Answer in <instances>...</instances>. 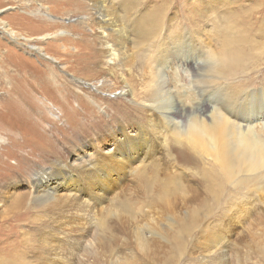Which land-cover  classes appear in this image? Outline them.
<instances>
[{"label": "rangeland", "instance_id": "374dc122", "mask_svg": "<svg viewBox=\"0 0 264 264\" xmlns=\"http://www.w3.org/2000/svg\"><path fill=\"white\" fill-rule=\"evenodd\" d=\"M80 1L83 3L82 6L86 4L85 9L76 11L70 3L69 5L59 0H0V127H4L0 131V150L3 152L1 160L6 159L12 168L16 159L11 154L21 143L19 141L12 143L10 137L14 135L15 130L21 133V127L25 134L28 127L32 126L36 135L31 132L30 136H33L37 144H47L57 152L65 150L64 157L60 158L63 161L67 159V162L71 163L77 156H91L93 145L112 150L113 140L117 136L106 135L99 131L91 133L87 138L82 137L79 132L90 131L89 127L100 119H102L99 121L100 126L110 131L114 127V122L108 123L109 119L114 115L119 117L118 114L122 113L121 106L125 105L131 115L132 112L139 110L140 106L130 101L131 98L123 87L125 81L134 89H139L142 85L138 81L132 77L129 79L128 76L125 79L122 78L123 76L114 79L99 68L103 65L101 61L97 63V68L89 69L85 58H76L68 53L81 47L79 42L76 45L74 42L83 36L82 31L85 34L82 44L96 34L93 12L87 6V0ZM203 1L205 0H142V2L136 0L139 9L143 6L145 9H150L165 2L169 7L167 6L164 26L172 30H174L173 25L174 28L188 29L197 26V23L205 29L212 27L214 31L205 30L204 39L209 35L208 38L212 40L210 44L216 48L221 45L218 24L227 22L236 25L234 34L239 37L247 35L246 42L249 40L255 45L251 48H256L255 51L263 49L262 53H264L263 0H222L221 4H214L198 19V22H195L194 10L198 9L197 6H203L200 4ZM212 13L218 14L214 16ZM218 15L223 17L221 22L217 19ZM81 21H86L87 24H78L77 29L70 30V25L73 26L74 23ZM246 42L241 45L245 51H249L251 48ZM32 43L38 46L39 51L35 46L32 47L34 45ZM95 46L99 48L96 43ZM233 46L240 48L239 43H234ZM140 50L138 45H133L130 51L140 52ZM47 64L54 66L57 74L66 78L69 91L62 93L50 89L46 92L40 89V84H35L34 75L42 71V67ZM187 74L189 75L185 79L191 81L193 76L190 72ZM9 78H14L15 83H22V88L18 87L17 93L11 92ZM263 78L264 69L257 73L253 72L250 79L239 76L232 80L236 83L252 81V84L256 81V85L259 86L260 83H264ZM138 84L140 87L137 86ZM190 93L191 91L188 94ZM8 95L9 97L11 95L9 100L14 101L13 105L5 101L8 100ZM213 100L212 102L219 105L222 103L220 99ZM9 105L14 106L17 113L15 111L11 113L8 109ZM62 110L67 114L64 117ZM21 114L22 122H26L25 125L20 124ZM70 118L81 122L82 128L79 130L76 128L73 133V129L69 127ZM119 120L126 127L131 124V119L127 115L123 118L119 117ZM15 121H18V124L13 123ZM36 137L39 139L36 140ZM167 149L168 145H165L160 152L162 158V160L159 158L160 162L166 163L169 160V157L164 159L162 156ZM183 151L182 157L177 156L179 163L170 162L172 164L170 166L167 164L172 169H166L170 173L169 176L160 177L164 180L160 182L164 186H159L154 181H124L103 201L101 211L96 214L93 226L88 232H77L70 239L63 238L58 242L54 241L49 227H45L43 223L46 217L50 216L47 211L50 201L42 203L30 201L32 185L26 180L27 177L21 176L17 170L18 172L16 171L17 173H14L7 182L14 181V184L0 187L2 195L7 197L5 199H9L25 193L27 202H32L31 215L35 220L37 218L39 220L30 222L33 220L27 219L20 221L18 224H21L17 226L14 223L13 227H0V239L7 238L8 243H11L9 255L0 259V264H47V260L52 259L56 252L67 253L68 247L76 252L71 264H200L208 259L211 260L215 255L213 248L216 246H213L209 240L212 237L210 233L218 234L219 241L227 245L226 252H230L231 264H264V192L260 191V194L252 190L250 192L245 190V185L235 190L232 185H228L222 200L219 199V203L215 202L208 186V174L211 171L207 169L210 168L208 159L203 157L201 161H196V158L188 161L185 159L188 154L186 149ZM6 152L10 154L9 157ZM39 154L41 153L38 152ZM43 157L37 156L39 163L37 161L33 168H50L51 161L56 160L52 155L48 160H44ZM28 163L31 165L32 161ZM202 163L207 164V167ZM171 172L184 175L179 179L181 184ZM261 174H264V170ZM256 180L259 186L264 185V176L256 177ZM90 200L92 201L93 198ZM6 205L7 202L0 199V218L6 214L3 210ZM50 238L53 239L52 242ZM0 246L5 247L6 243L3 245L1 242ZM3 261L5 262L2 263ZM60 264L68 263L61 259Z\"/></svg>", "mask_w": 264, "mask_h": 264}, {"label": "bare ground", "instance_id": "6f19581e", "mask_svg": "<svg viewBox=\"0 0 264 264\" xmlns=\"http://www.w3.org/2000/svg\"><path fill=\"white\" fill-rule=\"evenodd\" d=\"M59 1L70 3L76 11L85 9L86 6V4L82 6L80 0ZM221 1L205 0L200 3L203 6H197L198 9L194 10L193 20L198 22L208 9L210 10L216 3L221 4ZM137 5L136 0H87V6L94 16L95 40L92 37L82 44L85 35L82 31L83 36L74 42L75 45L79 42L81 47L68 52L73 57L85 58L89 69L97 68V63L101 61L103 65L99 68L114 79L121 76L125 79L128 76L142 85L140 87L138 84L140 88L134 89L125 81L123 84L124 90L131 98L130 101L140 106L138 112H132V115L126 110L125 105L124 108L120 107L122 113L118 115L121 118L127 115L131 119L129 126L121 124L119 117L113 114L108 122H114V127L110 131L100 126L99 121L102 120L100 119L89 127L90 131L79 132L82 137L99 131L106 135H117L113 140L112 150L93 145L91 156L80 155L69 163L66 158L65 161L60 158L65 155V150L57 152L47 144H37L33 136H30L35 130L32 126L28 127L27 134H24L21 127V133L15 130L14 135L10 137L12 143L17 141L21 143L11 154L16 159L14 168L6 159L1 160L3 152L0 150V187L13 185L14 181L7 182L18 171L21 176L27 177L26 180L32 185L29 200L36 203L50 201L48 207L47 204L45 205L50 216L46 215V221L43 223L45 227H49L54 241L70 239L77 232H88L93 226L96 214L101 211L103 201L124 181H154L157 185L164 186L160 183L164 182L160 177L170 175L166 169L172 168L168 165L176 164L177 156L180 157L184 149L188 153L185 157L188 161H193L195 158L196 161H201L203 157L208 159L210 168L206 166L207 164H202L211 170L208 174V186L215 202L219 203L218 200H222L228 185H232L235 190L245 185V190L250 192L251 190L257 194H260V191L264 192V185L259 186L256 180V177L264 176L261 174L264 170V83L257 86L256 81L252 84V81L236 83L232 80L239 76L250 79L253 72L263 71V49L255 51L256 48H251L255 45L249 40L246 42L247 35H243L244 37L235 35L233 30L236 25L227 22L216 23L218 37L221 36V45L216 48L210 44L212 40L208 38V34L205 37L207 39H204L205 30L214 31L212 27L205 29L197 23V26L188 29L187 27H175V29L173 25L174 30H172L164 26L168 6L165 2L150 9H145V6L139 9ZM212 14L216 16L218 13ZM222 18L219 16L217 19L221 22ZM85 22L70 25V30L77 29L78 24ZM245 42L251 48L250 50L248 48L249 51H245L241 45ZM234 43H239L240 48H234ZM133 45H138L140 52H131ZM34 46L38 50V46L32 45ZM188 72L193 76L191 81L185 79L189 75ZM33 78L35 84H40V89L43 91L47 92L50 89L62 93L69 91V83L65 77L57 74L54 66L48 64L43 66L42 71L37 72ZM8 84L11 92H16L20 86L22 88V83H15L14 78H9ZM190 91L192 96L188 94ZM10 97L8 95V100L5 101L12 104L14 101L9 100ZM213 99L222 100L221 105L212 102ZM8 109L11 113L14 111L17 113L14 106L9 105ZM65 113L64 111L63 117L67 115ZM22 119L21 114V123H19L25 125L26 122L23 123ZM71 120L69 127L73 129V133L76 128V130L82 128L81 122ZM3 128L0 127V131ZM74 137L72 136V140ZM37 139L39 138L36 137ZM165 145H168V149L166 153L164 150L162 156L164 159L169 157L166 163L159 161V158L162 160L160 152ZM38 152L41 154L38 155ZM6 154L10 156L9 153ZM41 155L44 156V160H48L51 155L55 156L56 160L53 158L55 161H51L50 168H33L38 161L37 156L41 157ZM29 161H32L31 165ZM171 174L178 183H182L179 179L184 175L175 172ZM1 188L0 199L7 202V205L3 209L6 214L0 218V227H13L14 223L17 226L20 221L27 219L33 220L30 222L39 220L38 218L35 220L31 215L32 202H27L25 193H20L16 198L5 199L7 197L2 195ZM214 234L210 233L212 237H209V240L213 246H216L213 248L215 255L211 260H205L206 262L200 264H231L230 252H226L227 245L219 241L218 234ZM1 242L3 245L6 243V246H0L2 250L0 259L9 255L8 250L11 245L7 238L4 240L2 237ZM98 245L100 246V243ZM54 248L56 249L57 246ZM67 251V253L61 251L59 254L56 252L46 263L60 264L62 259L71 264L76 252L71 251L69 247Z\"/></svg>", "mask_w": 264, "mask_h": 264}]
</instances>
